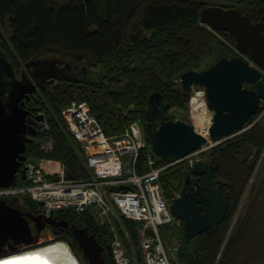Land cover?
<instances>
[{"label":"trees","instance_id":"16d2710c","mask_svg":"<svg viewBox=\"0 0 264 264\" xmlns=\"http://www.w3.org/2000/svg\"><path fill=\"white\" fill-rule=\"evenodd\" d=\"M262 3L264 0H69L65 4L56 0H0V51L14 69L15 63L23 67L43 58L77 66L72 73L58 65L63 73L43 96L50 125L47 136L54 147L44 152L38 144H29L28 157L62 163L73 180L89 179L86 153L62 119V111L73 102L87 103L108 137L120 136L138 123L149 145L146 116L150 95H163L169 105L168 116L171 108L187 111L190 94L182 90L181 75L188 69L202 68L207 59L211 63L237 56L225 42L217 41L214 33L225 35L234 45L235 37L204 26L201 12L220 6L240 8L246 15L253 4L259 13L257 7ZM202 154L209 156L214 181L231 207L216 229L193 239L183 235L179 264H264V172L257 178L247 218L228 235L264 155V122ZM140 155L138 169L145 173L147 149ZM158 166H168L160 181L171 198L173 192L180 191L189 167L185 162L170 166L163 159ZM18 200L31 212L41 213V204L30 196ZM61 214L70 223L88 228L102 246H111L108 229L99 228L89 213ZM124 223L137 241L135 225L128 220ZM73 248L81 264H88L82 251ZM105 257L106 264H115L107 252Z\"/></svg>","mask_w":264,"mask_h":264},{"label":"water","instance_id":"95a60500","mask_svg":"<svg viewBox=\"0 0 264 264\" xmlns=\"http://www.w3.org/2000/svg\"><path fill=\"white\" fill-rule=\"evenodd\" d=\"M201 23L218 32L233 34L238 50L244 55H250L258 67L251 66L241 57H222L205 70L192 69L181 75V85L185 92H191L194 85L206 88L208 108L214 112L208 137L197 133L193 125L183 120L170 119L165 114L169 105L164 103L161 93L154 92L150 95L146 116L149 122L147 132L153 150L167 162L183 159L209 142L217 144L230 139L257 113L264 100L261 72L264 70V15L261 22L253 24L238 9L210 6L201 12ZM0 62L3 69L9 68L13 74L9 82L0 79V188H8L17 184L22 162L27 160V143L33 142L26 137L27 128L31 124L27 121L29 112L22 99L30 98L25 94H33L36 86L31 83L26 91L20 92V85L24 81L15 79L13 66L1 51ZM192 174L204 178L200 182L192 179ZM230 206L231 201L224 197L213 180L210 164L199 160L195 163L193 172L186 174L181 195L173 200L171 212L175 219L183 221L186 238L193 239L212 228L216 229L227 216ZM29 219L35 222L38 232L47 224L61 227L62 230L69 229L75 245L82 251L88 264H106L103 255L105 251L111 258L113 256L112 248L102 246L95 235L89 234L87 228L74 224L70 228L69 223L64 220L21 212L10 207L4 200L0 201V248L7 244L10 248L0 250L2 255L39 244L38 238L32 235Z\"/></svg>","mask_w":264,"mask_h":264},{"label":"built area","instance_id":"2783aa9c","mask_svg":"<svg viewBox=\"0 0 264 264\" xmlns=\"http://www.w3.org/2000/svg\"><path fill=\"white\" fill-rule=\"evenodd\" d=\"M71 111H77V113L73 115ZM64 117L70 122L75 136L87 148L94 144L101 146L100 150L89 157V166L94 169L96 176L89 182L80 183L67 179L65 170L62 169L57 174L58 179L49 180L41 170L32 166L26 185L34 190H42L41 192L55 188L67 192L63 204L53 207L51 213L59 210L79 214L93 203H98L103 208L101 217H105L108 216L114 202L127 217L146 223L140 230L143 263L172 264V258L176 257L180 249V241L172 232H169L163 239L160 231L159 226L167 225L172 220L163 199V190L158 183L161 170L153 169L145 175H139L131 168V162L125 160L127 155L136 158L142 149L145 150V146L138 136V130L133 127L132 132L109 139L105 137L97 121L87 113L85 106L74 105L64 112ZM73 124L76 125L75 129ZM44 128L48 129L49 127L45 124ZM106 155L109 158L104 160ZM155 162L156 160L150 156V166H153ZM100 178H112V180L99 181ZM43 180H47L49 183H42ZM122 185L130 186L133 190L109 193L105 191L106 186ZM0 192H5V190L0 189ZM11 193L12 191L9 190L10 195ZM94 193H97L98 197ZM28 196L39 203V199L34 197V194ZM106 198H109L110 206ZM116 246L118 247L115 250L117 263L131 264V259L126 251L119 248L118 242ZM135 262L139 264L136 256Z\"/></svg>","mask_w":264,"mask_h":264},{"label":"bare ground","instance_id":"6f19581e","mask_svg":"<svg viewBox=\"0 0 264 264\" xmlns=\"http://www.w3.org/2000/svg\"><path fill=\"white\" fill-rule=\"evenodd\" d=\"M220 7V6H219ZM223 8V7H222ZM224 9H230V8H224ZM236 9V8H235ZM239 10V9H238ZM241 11V10H240ZM242 12V11H241ZM243 13V12H242ZM203 24V23H202ZM206 25V24H204ZM208 26V25H207ZM211 28V27H210ZM212 29V28H211ZM214 30V29H213ZM216 31V30H214ZM218 32V31H217ZM224 32V31H223ZM229 33V32H228ZM233 35V34H232ZM234 36V35H233ZM235 37V36H234ZM236 39V37H235ZM236 43H237V40H236ZM232 45V44H231ZM232 47H234L232 45ZM236 49L238 50L237 48V45H236ZM235 49V51H236ZM239 51V50H238ZM239 54H241L240 56L237 55V56H234V57H241L245 60H247L251 66L253 67H258V65L251 59V61H249L247 58H245L244 54H242L240 51H239ZM227 58H232V57H228V56H225ZM219 61V60H218ZM217 62V61H216ZM34 63V62H33ZM207 67L203 68V69H196V68H191V69H188L187 71L189 70H196V71H201V70H205ZM185 71V72H187ZM184 72V73H185ZM262 72V80H264V77H263V73H264V70L261 71ZM182 87V85H181ZM196 87H202V86H193L192 87V90L191 92L189 93H192L195 91V88ZM247 87V85H246ZM205 88V87H203ZM183 90V88H182ZM184 91V90H183ZM185 92V91H184ZM187 93V92H185ZM31 94V93H29ZM29 96V95H28ZM205 96H206V88H205ZM30 99V98H28ZM206 100H207V97L206 99H199L196 101L195 104H193L194 106V109H195V113H196V117L194 118V122L196 125H201L203 126V132L200 133L197 131L196 129V126L194 124H191L194 126L195 130L197 133H200L204 136H209V131H210V128L213 124V119H214V112L212 114V120L209 121V118H207V112H208V103L206 104ZM164 101V99H163ZM264 104V100L261 101L260 103V107L257 111L260 112L262 108H264V106L262 105ZM74 105L76 106H85L87 108V113H89V115H91L98 123V125L100 126V128L102 129L103 131V134L105 135V137L109 138V139H113V138H118V137H121L123 136L124 134H127L129 132H132V129H127L122 135L120 136H116V137H108L102 127V125L100 124V122L98 121V119L93 115V113L91 112V109H90V106L83 102V103H79V102H73L70 106H68L67 108H65L63 111H62V119L65 121V123L67 124L68 128H69V131L70 133L72 134V136L77 139L81 145H82V148L84 149L85 153H86V165H87V168L90 170L91 172V176L89 177V179L87 180H75L76 182H89L90 180L93 179V177L96 176V173L94 171V169H92L90 166H89V157L91 155H93L95 152H97L98 150L101 149V146L98 145V144H94L93 146L87 148L84 143L82 141H80L74 134L73 130H72V126L70 124V122L64 117V112L67 111L69 108L73 107ZM167 110V109H166ZM166 110H165V113H166ZM77 111H71V114H76ZM45 115V114H44ZM254 116V115H253ZM252 117V116H251ZM172 120H175L176 119H173V118H170ZM251 119V118H250ZM249 119V120H250ZM249 122V121H248ZM45 124L48 125V129H45L44 126ZM138 124V123H137ZM149 124V122H147V125ZM140 126V125H139ZM245 126V125H244ZM243 126V127H244ZM76 125L73 124V128L75 129ZM242 127V128H243ZM241 128V129H242ZM241 129L239 131H237L234 136L241 131ZM50 131V125L46 119V116L44 117V120H43V123H42V129H41V134L42 137H41V141L43 143V140L44 139V142L46 145H48L50 147V150L54 147V141L49 137L47 136V134L49 133ZM148 133V132H147ZM149 136V135H148ZM232 136V137H234ZM231 137V138H232ZM140 140L142 141V143L144 144L145 146V150L147 149V152H148V157H147V160H146V164H145V168L148 169L147 172L145 173H141L138 169V166H139V157L141 156L140 154L143 152V149L139 152V155L135 158V157H132V156H129L127 155L125 157V160H128L131 162V168L135 170V172L139 175H145L149 172H151L153 169L155 170H161L160 173H159V179H158V183L160 184L162 190H163V199L166 203V206H167V210L168 212L170 213V216H171V222L168 223L167 225H161L159 226L160 227V231H161V234L163 235V239H165L164 237L168 235L169 232H172L180 241V249L176 255L175 258H172V264H175V261L177 260L178 258V255L179 253L181 252V250L183 249V242L180 238L182 232H184V223L182 220H178V219H175L172 215V212H171V204L173 202L174 199L178 198V196L176 197L174 193H172V196L171 198L168 196L167 194V191L166 189L164 188V185L161 183L160 179H161V176L164 172V170L168 167V166H158V163L160 160H162V158L160 156H158L155 151L153 150L152 148V145H151V142L149 145L146 144V141H145V138L144 137H139ZM150 138V137H149ZM38 140V138H37ZM229 140V139H228ZM36 141L33 140L32 143H27V147L29 144H33L35 143ZM213 143V142H212ZM201 148V147H200ZM199 148V149H200ZM198 149V150H199ZM196 150V151H198ZM195 151V152H196ZM195 152L187 155L185 158L193 155ZM27 153V151H26ZM150 156H152L156 162L153 166H150ZM28 157V156H26ZM109 158L108 155H106L104 157V160H107ZM185 158L183 159H180L178 161H173V162H168L170 165H173L179 161H182L184 160ZM164 160V159H163ZM27 161V160H26ZM165 161V160H164ZM199 161V160H198ZM204 161V160H203ZM167 162V161H166ZM197 162V161H196ZM195 162V163H196ZM208 162V161H206ZM195 163L193 164V167H191L192 171L193 172V168H194V165ZM209 163V162H208ZM23 164V162H22ZM34 166L36 167V169H39L41 170L45 175H46V178L49 179V180H55L56 178V175L54 173H49V172H46L43 168H41L35 161L31 160V158H29V161L27 163V168L24 170V172L27 176V178L29 177V172H30V168ZM61 167H63L64 170L65 167L63 166V164H61ZM21 169V167H20ZM190 169V170H191ZM62 170V169H61ZM20 172V171H19ZM198 176V175H197ZM200 177V176H198ZM99 181H105V180H112V178H107V179H98ZM214 180V178H213ZM185 181V180H184ZM184 181H183V185H184ZM216 183V182H215ZM183 185H182V188H183ZM217 185V183H216ZM218 186V185H217ZM133 188H131L130 186H126V185H122V186H106V189L105 191H107L108 193L109 192H129V191H132ZM182 191V189H181ZM180 191V193H181ZM94 195L96 197L97 196V193H94ZM106 201L108 202V205L110 206V200L109 198H106ZM231 207V206H230ZM111 208V207H110ZM230 209V208H229ZM102 210L103 208H101L98 203H93L90 207H88L84 212H81L77 215H83V214H86V213H89L96 221V224L99 228H102V227H105L108 229V232H109V235L112 236V244L111 246H108V247H111L112 248V252H113V260L115 262V264H118L116 259H115V250L118 248L116 246V243L118 242L120 244L119 248H122L126 251L127 255L130 257L131 259V264H136L135 262V256L137 257V260L139 262V264H144L143 263V259H142V255H143V252H142V246H141V241H140V230L143 229V227L145 226V221H142V220H135V219H131L129 217H127L122 211L121 209L118 207V205H116L114 202L112 203V208L108 214V216H105V217H101V213H102ZM228 214V213H227ZM226 218V217H225ZM124 220H128L130 221L131 223H133L135 225V231L137 233V241L134 239L131 231L126 227L125 223H124ZM222 223V222H221ZM219 226V225H218ZM83 228V227H81ZM84 229V228H83ZM88 229V228H87ZM213 229V228H212ZM89 231V230H88ZM185 233V232H184ZM90 234V233H89ZM91 235V234H90ZM96 237V236H95ZM186 237V236H185ZM98 240V239H97ZM99 242V241H98ZM137 242V243H136ZM105 247V246H104ZM125 247H129L132 252L129 253ZM106 248V247H105ZM107 252V251H105ZM105 252L103 253L104 257H105ZM123 252V251H121ZM108 253V252H107ZM83 254V253H82ZM106 259V257H105ZM4 261H14V262H17V264H81L80 260L78 259V257L75 256L72 254L71 250L69 249L68 245L66 243H63V242H55L53 244H50V245H46V246H43V247H39V248H34L32 250H24L23 252L21 253H17V254H12V255H9V256H6L4 258H1L0 259V262H4Z\"/></svg>","mask_w":264,"mask_h":264},{"label":"rangeland","instance_id":"374dc122","mask_svg":"<svg viewBox=\"0 0 264 264\" xmlns=\"http://www.w3.org/2000/svg\"><path fill=\"white\" fill-rule=\"evenodd\" d=\"M56 1L58 3H60V4H65L69 0H56ZM238 1H240V0H238ZM204 26H206L209 29H211L207 25H204ZM211 30H213V29H211ZM214 34L216 35L217 41H221V42L222 41L223 42L228 41V40H225V37H224L225 35H223V34H216V33H214ZM229 48H231V47H229ZM233 52L236 55H238L237 54L238 52H236L235 50ZM41 60L44 61V62L37 61V62H34V63L42 62V63H46L44 65L51 64V65H56V66H58V65H64L65 68L69 72H72V73L76 70V67H77V66H72L71 64H66V63H64L62 61H59L57 59L43 58ZM209 62H210V59L205 60L203 62L204 65L202 66V68H198V70L205 68V66ZM14 65H18V64L15 63ZM17 74H18V72H17ZM22 74H24V72H22ZM66 84H68V83H66ZM189 94H190V100H189V104L187 106L188 107V110L187 111H180L179 109L171 108L168 111V114H169V116L173 117V119L183 120V121H185V122H187L189 124H194L196 126L197 131L200 132V133H202L203 132V128H202L203 126H201L199 124L196 125L195 122H194V118L196 117V113H195V109L193 107L194 106L193 104H195L196 101L199 100V99L200 100L201 99H206V96H205V88H203V87H196L195 88V91L192 92V93H189ZM44 95L45 94H43L41 96L42 103H43V96ZM206 104H207V100H206ZM212 114H213V112L208 108L207 118H209V121L212 120ZM254 117L255 118H254L253 122L250 123V124H248L249 123L248 122L241 129V131L237 133L238 135L239 134H243V132L247 128L251 127L255 123H257V122H264V108H262L260 112L256 113L254 115ZM133 127H135L138 130V134H139L138 136L139 137H144V130L142 129L141 126H139V124L134 123L131 126V129ZM41 137H42V135H40L38 137V140L36 139V142L35 143L40 146L41 150H43L44 152H47L48 150H50V147L45 144L44 139H42L43 140V143H42ZM217 145H219V143L215 144V143L209 142V143L205 144L204 146H202L193 155H191V156H189V157L185 158L184 160L179 161L177 163L185 162L188 165L189 169H191V167H193V164L196 161H198V160L208 161L209 160L208 159L209 156L208 155H205V154H202V153L210 150L211 148H213V147H215ZM31 160L35 161L46 172L54 173L56 175V178L55 179H58V175L57 174L62 171L61 169H63V167H61V164L62 163H60V162L45 160V159H42V158H39V157H31ZM177 163H175V164H177ZM175 164H173V165H175ZM170 166H172V165H170ZM263 172H264V155H263V157L261 158V160L258 163L257 169L255 171L254 177H253V179H252V181H251V183L249 185L248 190L246 191L245 195L241 199L240 206H239L238 211L236 212L235 217H234V219H233V221L231 223V227L229 229L228 235H230L232 232H234L235 230H237V226L240 225L239 224V221L242 222L245 218H247L248 210H249V207H250L252 198L254 197V195L256 193L255 192V190L257 188V186H256L257 184L256 183L258 182L257 178H258L259 175H262ZM65 173L67 175L66 170H65ZM183 177H184V175H183ZM182 181H184V178L182 179ZM27 182H28L27 176H26V179L18 178L17 184L15 186H11V187H8V188H4L3 190H5V192H0V201L1 200L6 201L7 204L10 207L15 208V209H17V210H19L21 212L35 214V213L31 212V210L29 209V206H23V204H20V201L18 200L21 196L34 194V197L38 198L39 199V203L41 204L40 205L41 206V213L40 214L43 215V216H45V218H54V217H52V215L55 214L54 213L55 211H53L51 213V210L53 209V207H58V205H60V204L62 205L63 204V200L65 199V195H66L67 192H65V190H61L59 188L49 189L50 191L41 192L42 190H34V189L28 187L26 185ZM42 183H49V182L47 180H43ZM38 185H42V184H38ZM49 185H51V184H49ZM182 185H183V182H182ZM181 189H182V187H181ZM181 189H180V191H181ZM9 190L12 191V193H11L12 196L9 194ZM180 191L177 192V193H174V192L173 193L177 197V196L180 195ZM60 212H62V211H60ZM35 215H38V214H35ZM29 221H30V225L32 227V235L36 239L38 238V243H39V244H36L35 246H33V248H39L40 246L43 247V246H46V245H50V244H53V243L57 242V240H58L57 238H64L67 241L66 240H61L59 242H63V243H66L67 245L68 244L70 245L71 243L69 241L71 240V242H72L71 246L73 247V245H74L75 249L76 250L78 249L77 246L74 243V239H73V236L71 234H70L71 236H69L67 233H65V234H62L61 233L59 236H56V235L50 234L47 231H43L44 229H42L41 231L38 232L35 229V222L33 220H31V219H29ZM64 221L68 222L69 225H70V228H71V225H73V223H70L68 220H64ZM74 225H75V223H74ZM78 227H80V226H78ZM59 228L61 229V227H59ZM48 231L53 232V229H49ZM69 233H70V231H69ZM183 235L185 237V233L184 232H183V234H181L180 238H181L182 242L183 241L185 242V239H184ZM8 248H10V247H8V244H7L5 247L0 248V250L1 251H3V250L6 251V250H9ZM15 248H18V247H15ZM27 249H29V248H20V250H23V251L24 250H27ZM125 249L129 253L132 252V250L129 247H125ZM72 253L75 254L74 248H73ZM0 254H1V252H0ZM180 254H181V252L179 253L177 260L175 261V264H179V262H180Z\"/></svg>","mask_w":264,"mask_h":264},{"label":"flooded vegetation","instance_id":"af4514ba","mask_svg":"<svg viewBox=\"0 0 264 264\" xmlns=\"http://www.w3.org/2000/svg\"><path fill=\"white\" fill-rule=\"evenodd\" d=\"M254 8H255V5L253 4L251 9L249 10V13H245V14L251 19L253 24H256L262 21V16L264 15V3L258 5L257 9L259 13H257ZM227 33L228 32H225V34ZM225 42L228 47H231L230 49L232 51L236 49L237 43L236 45L232 44L234 46L232 47V45L228 41H225ZM236 52H238L237 54L239 56L241 55L239 54V51L237 49H236ZM244 57L247 58L249 61H251L250 55H246ZM1 65L2 63L0 62V79L3 82H9L10 76H12L13 74L9 70V68L3 69ZM14 66H15L14 71L16 75L15 79L17 81H24L23 84L20 85V92L26 91L30 87L31 83H33L36 86L35 92L33 94L32 93L25 94L26 96L29 95L30 99H27V97H24V99H22V101L25 102V109L29 112L27 114V121L30 122V124L32 125V127L31 125H29V128H27L26 137L28 139L36 141V139L41 134L42 123L45 117L44 110H43L44 106L42 104L41 96L44 93H46L48 89H50L53 83L59 81V75L62 74L63 72L59 71L55 66L53 67L51 65L43 66L42 64L34 65L33 63H31L23 67H20L18 65H14ZM22 72H24V74H22ZM263 77H264V74H263ZM262 105L264 106V104ZM32 131H35V133L32 134ZM25 155L28 156L27 153H25ZM28 161H29V157H27V161L23 162V164L21 165L20 172L18 173V178L22 179L23 176L27 174V172L25 173L24 170L27 168ZM191 171L192 169L191 170L189 169L184 172L183 174L184 180L186 179V174ZM191 178L196 179L197 181L199 180L201 182L204 177H198L197 175L192 174ZM180 195L178 197H180ZM52 217H54L56 220L63 219L62 214L59 210ZM49 229H53V232L48 231ZM68 230L69 229L61 230L59 227L56 228V226L48 224L46 225L43 231H47L50 234H53L56 236H59L61 233L62 234L67 233L69 236H71ZM70 247L73 249L71 244H70ZM75 255H77V252L75 253Z\"/></svg>","mask_w":264,"mask_h":264},{"label":"snow or ice","instance_id":"6c2138e0","mask_svg":"<svg viewBox=\"0 0 264 264\" xmlns=\"http://www.w3.org/2000/svg\"><path fill=\"white\" fill-rule=\"evenodd\" d=\"M0 264H17V262H14V261H4V262H0Z\"/></svg>","mask_w":264,"mask_h":264}]
</instances>
